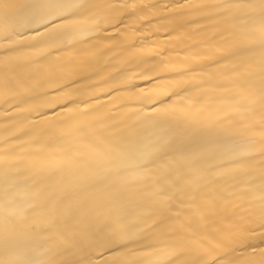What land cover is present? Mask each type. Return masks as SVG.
<instances>
[{
  "label": "snow or ice",
  "instance_id": "6c2138e0",
  "mask_svg": "<svg viewBox=\"0 0 264 264\" xmlns=\"http://www.w3.org/2000/svg\"><path fill=\"white\" fill-rule=\"evenodd\" d=\"M0 264H264V0H0Z\"/></svg>",
  "mask_w": 264,
  "mask_h": 264
}]
</instances>
